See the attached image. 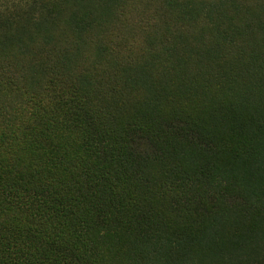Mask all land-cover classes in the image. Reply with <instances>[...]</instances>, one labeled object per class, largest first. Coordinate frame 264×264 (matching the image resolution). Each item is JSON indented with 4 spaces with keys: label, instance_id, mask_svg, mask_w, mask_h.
Instances as JSON below:
<instances>
[{
    "label": "trees",
    "instance_id": "16d2710c",
    "mask_svg": "<svg viewBox=\"0 0 264 264\" xmlns=\"http://www.w3.org/2000/svg\"><path fill=\"white\" fill-rule=\"evenodd\" d=\"M0 264H264V0H0Z\"/></svg>",
    "mask_w": 264,
    "mask_h": 264
}]
</instances>
